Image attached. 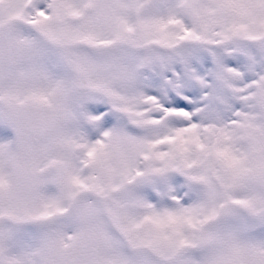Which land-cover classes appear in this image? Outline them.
<instances>
[{
	"label": "snow or ice",
	"instance_id": "6c2138e0",
	"mask_svg": "<svg viewBox=\"0 0 264 264\" xmlns=\"http://www.w3.org/2000/svg\"><path fill=\"white\" fill-rule=\"evenodd\" d=\"M0 264H264V0H0Z\"/></svg>",
	"mask_w": 264,
	"mask_h": 264
}]
</instances>
